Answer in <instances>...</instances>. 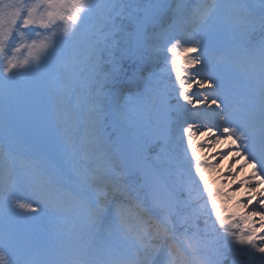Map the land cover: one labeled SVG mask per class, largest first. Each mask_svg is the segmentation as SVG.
<instances>
[{"label":"snow or ice","instance_id":"1","mask_svg":"<svg viewBox=\"0 0 264 264\" xmlns=\"http://www.w3.org/2000/svg\"><path fill=\"white\" fill-rule=\"evenodd\" d=\"M213 28L236 40L227 82L209 59ZM147 50L128 152L106 135L104 90ZM0 112L6 129L34 128L0 150L5 203L71 220L44 259L0 233V264H264V0L258 12L250 0H0ZM224 159L240 196L205 177Z\"/></svg>","mask_w":264,"mask_h":264},{"label":"rangeland","instance_id":"2","mask_svg":"<svg viewBox=\"0 0 264 264\" xmlns=\"http://www.w3.org/2000/svg\"><path fill=\"white\" fill-rule=\"evenodd\" d=\"M170 2L172 3V6L175 7L176 0H170ZM191 2L195 3V0H191ZM250 3L258 12L260 9V0H250ZM169 23H171V19L166 21L164 26L167 27ZM235 48L236 40L234 39L233 34L226 28L212 29L209 36V59L211 64L218 68L221 76L226 82L235 74L234 69L231 66ZM125 64L128 68L134 70L139 66H143L146 77L150 72L155 70L150 50L145 51L143 60L137 62L126 60L118 65V67ZM14 87L26 88L28 87V83L26 80L21 79L16 85H14ZM196 87V85H193L194 89H196ZM107 89L114 95L121 93V98L125 106L124 113H126V116L124 115L121 119L111 114L105 121L106 135L110 136L112 141L120 144L128 152H131L140 142L133 138L129 129L130 127H134L136 119V112L134 111L136 104L134 103V100L138 90L143 89V84L140 82H128L123 88L119 87V85H115V87ZM201 94L205 93H202L201 90ZM181 103H183V101H181ZM109 112L111 113V111ZM6 120H8L7 113L0 112V136L3 137V141L0 142V150H6V146L10 140L15 141L19 138L23 141H30L34 133L33 127H29L24 122L17 119H12L9 121L10 127L6 129L3 127L2 123ZM35 120L37 122H42V110L39 104L35 106ZM175 131L178 133V127H176ZM26 146L27 145H25V147ZM215 147L216 149H220L222 146L216 145ZM243 162V159H241L240 163L242 164ZM231 163H235V161H232ZM229 165L230 161L228 159L220 160L218 164L214 162L211 168L205 169V177L209 182V186L214 190L222 189L227 191L230 196L233 192H236V195L240 196L243 188L237 190L236 186L232 184L227 172ZM251 170V166L240 169L239 176L244 177L247 173H250ZM19 178L22 182L26 181V177L20 176ZM226 199L228 198L226 197ZM234 200L235 198H233L232 201L228 200L230 204L228 207L225 206L226 211L234 210ZM0 206H3L4 208L1 213L2 218L0 219V233L9 230L15 232L19 238L21 248L33 251L39 259L47 258L49 250L60 241L61 237L59 234L71 227L70 218L62 215H54L51 206L47 203H43L40 210L34 215H19L7 206L4 201L3 192L0 191ZM66 220L67 223L65 222Z\"/></svg>","mask_w":264,"mask_h":264},{"label":"trees","instance_id":"3","mask_svg":"<svg viewBox=\"0 0 264 264\" xmlns=\"http://www.w3.org/2000/svg\"><path fill=\"white\" fill-rule=\"evenodd\" d=\"M253 40H258L259 39V32L255 33L252 36ZM122 69V72L120 74V77L118 79V81L116 82L115 85H119L122 88L125 86V83L128 82H142L143 79L146 77L145 72L143 70V66H139L138 68H136V70L134 69H130L127 67V65H123L120 67ZM106 93H110L108 91V89H105ZM121 92V91H120ZM119 93V92H118ZM106 106L108 107V110L111 111V114L114 115L115 117L118 118H123L124 115H122V112L124 113V104H123V100L121 98V93H119L118 95H114L113 93H111V95L106 96ZM222 204L224 206H227L230 204V202L228 201V199L223 198L222 199ZM243 259V258H241ZM231 260H232V256L230 253H226L224 254V256L221 257V261L220 264H231Z\"/></svg>","mask_w":264,"mask_h":264}]
</instances>
